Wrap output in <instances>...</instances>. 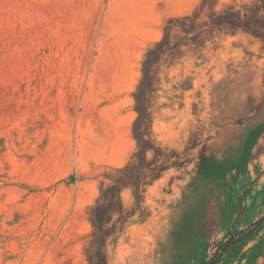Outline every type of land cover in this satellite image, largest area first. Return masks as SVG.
<instances>
[{
	"label": "rangeland",
	"instance_id": "rangeland-1",
	"mask_svg": "<svg viewBox=\"0 0 264 264\" xmlns=\"http://www.w3.org/2000/svg\"><path fill=\"white\" fill-rule=\"evenodd\" d=\"M263 217L264 0H0V264H264Z\"/></svg>",
	"mask_w": 264,
	"mask_h": 264
},
{
	"label": "trees",
	"instance_id": "trees-1",
	"mask_svg": "<svg viewBox=\"0 0 264 264\" xmlns=\"http://www.w3.org/2000/svg\"><path fill=\"white\" fill-rule=\"evenodd\" d=\"M263 223H264V217H263L262 219H260L259 221H257V222L255 223L254 227H253L252 229H249V230H248V233H249V234L252 233L256 228H258V227H259L261 224H263ZM243 234H244V233H240V234H238L237 236H235V238L230 239V240L227 242V244H226L225 247L227 248V247H230L231 245L237 243V238H241V236H242ZM216 263H217V257L209 262V264H216Z\"/></svg>",
	"mask_w": 264,
	"mask_h": 264
},
{
	"label": "crops",
	"instance_id": "crops-1",
	"mask_svg": "<svg viewBox=\"0 0 264 264\" xmlns=\"http://www.w3.org/2000/svg\"><path fill=\"white\" fill-rule=\"evenodd\" d=\"M118 161H119V160H118ZM122 162H123V161H122ZM121 165H122V163H120V162L116 164L117 167H121Z\"/></svg>",
	"mask_w": 264,
	"mask_h": 264
}]
</instances>
